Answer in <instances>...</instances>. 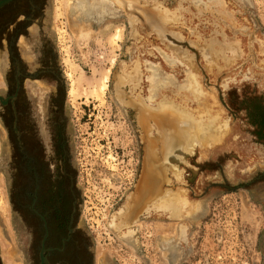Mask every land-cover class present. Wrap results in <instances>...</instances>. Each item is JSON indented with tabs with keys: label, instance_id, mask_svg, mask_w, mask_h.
Masks as SVG:
<instances>
[{
	"label": "rangeland",
	"instance_id": "rangeland-1",
	"mask_svg": "<svg viewBox=\"0 0 264 264\" xmlns=\"http://www.w3.org/2000/svg\"><path fill=\"white\" fill-rule=\"evenodd\" d=\"M132 1L130 13L113 0L109 13L98 9L91 18L75 13L91 25L82 38L66 0H45L37 30V72L45 57L57 81L32 84L45 97L59 91L75 220L89 241L90 264H166L155 224L167 231L175 220L141 215L122 229L131 232L127 241L111 225L144 157L137 108L154 111L162 98L189 113L164 114L173 128L151 121L155 154L168 165L165 188L179 192L186 208H198L177 220L188 240L178 244L183 247L170 264H264V0ZM3 34L0 30L1 97L13 88L20 57L19 45L11 47ZM122 67L138 84L134 93L130 83L120 88L136 109L117 97L115 76ZM152 69L165 80L155 97H150ZM91 80L97 89L105 86L98 95ZM5 114L0 104V196L7 220L0 217V264L7 246L18 254L17 264H27L37 239L30 209L37 153L33 146L21 147ZM192 122L208 125L207 132H197ZM173 150L174 161H167L163 154Z\"/></svg>",
	"mask_w": 264,
	"mask_h": 264
},
{
	"label": "flooded vegetation",
	"instance_id": "flooded-vegetation-1",
	"mask_svg": "<svg viewBox=\"0 0 264 264\" xmlns=\"http://www.w3.org/2000/svg\"><path fill=\"white\" fill-rule=\"evenodd\" d=\"M45 4V0H14L0 8V30L11 47L19 45L20 53L14 65L17 69L13 88L4 97L8 99L3 106L6 125L12 120V128L22 140L21 147L33 146L37 153V190L30 208L36 219L37 239L27 264H90L89 241L75 220L73 170L59 91L45 97L32 84L57 81L52 63H47L45 57L37 72V30L42 25Z\"/></svg>",
	"mask_w": 264,
	"mask_h": 264
},
{
	"label": "bare ground",
	"instance_id": "bare-ground-1",
	"mask_svg": "<svg viewBox=\"0 0 264 264\" xmlns=\"http://www.w3.org/2000/svg\"><path fill=\"white\" fill-rule=\"evenodd\" d=\"M73 1L74 0H66V12L69 13V19L70 16H74L76 18L73 19L72 26L78 29V35L82 38L88 37L90 35L91 25L87 23L85 24L82 21L84 17L80 18L75 16V13L82 11L81 13L83 16L85 14V16L90 18L98 9H105L106 12L109 13L110 0H108L109 2L107 0H91V2L85 0H76L75 2ZM113 1L115 2L116 6L126 9L128 13L134 11L135 4L132 0ZM119 35L120 31L117 30L113 41L118 40ZM150 71L153 74V77L151 76V79L153 80V86L150 91V97H155L158 93H161L159 90L165 83V80L157 77L159 74L156 72V70L152 69ZM133 76L134 74L132 75V73L124 71V67H122L121 73H117L115 76V90L117 97H120L122 102H126L135 106V103L132 102L130 98L128 100L127 94L120 90V88L123 87L125 83H130L131 93L136 91L138 84L133 80ZM93 80L90 82L91 86L95 84L92 87V92L98 95V93L101 92L105 86L99 85V88L97 89V82ZM3 81V76L0 73V87ZM70 94L73 95V90L70 92ZM161 101L162 103L154 111L149 110L148 107L145 106H138L137 108L138 125L141 130L144 145V157L142 159L141 168L138 170L140 175L138 176V179L132 188L133 191L128 196L122 209H120L118 214L113 218L111 225H113V228L117 232H121L120 237H122L124 241H127V239L130 238V235L128 234L131 232L129 231L127 234L125 231H122V229H125L130 224L135 223L141 215L149 214L150 217H154L156 219H165L167 217L170 220H175L171 222V228L167 229V231L164 229L162 223L156 222L155 224L156 228L160 231L157 245L161 250L164 263L170 264L172 257L177 256V254L174 255V253L176 252L179 254L181 252L183 246H179L178 244H183L188 240L187 228L182 222L177 220L182 219L183 216L186 217L187 215H194L198 208H186L185 205L187 202L185 198L179 194V192L177 193L169 191L165 188L168 165H165V160L162 161L155 154L156 150H154V148L157 144V141H155L151 136V121H153L155 124L159 123L165 128H173V123L169 119L163 118L164 114L177 111L178 113L182 112L184 117H189V113L186 110L179 109L175 103L169 102L167 104L164 98H162ZM157 110L159 111L157 112ZM190 126L197 132H207L205 127H208V125L204 127L202 122H192ZM170 138L172 139L173 135L167 138L168 142ZM174 151L176 150L167 153L165 152L163 154L167 161L173 162L172 159L174 158ZM2 200L3 199L0 196V217L2 219L4 218L5 223L7 224ZM2 219L0 220V226L3 225L1 224L3 221ZM4 253V264H17L16 260L18 254L14 248L7 246Z\"/></svg>",
	"mask_w": 264,
	"mask_h": 264
},
{
	"label": "water",
	"instance_id": "water-1",
	"mask_svg": "<svg viewBox=\"0 0 264 264\" xmlns=\"http://www.w3.org/2000/svg\"><path fill=\"white\" fill-rule=\"evenodd\" d=\"M12 1H14V0H0V8L3 7L4 5L12 2ZM18 85H19V82H17V90L19 89V86ZM15 97H16V95H14L13 97H11V100H12L13 103H14ZM7 103H8V99L0 96V104L2 106H5ZM167 143H168L167 139L166 140H163L162 146L163 147H166L167 146ZM172 161H174V158L172 159ZM42 261L45 262V258H42Z\"/></svg>",
	"mask_w": 264,
	"mask_h": 264
}]
</instances>
